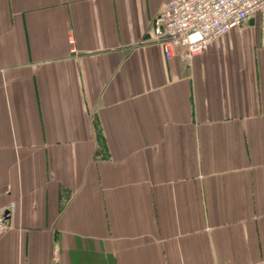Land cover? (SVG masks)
<instances>
[{
    "label": "crops",
    "instance_id": "crops-1",
    "mask_svg": "<svg viewBox=\"0 0 264 264\" xmlns=\"http://www.w3.org/2000/svg\"><path fill=\"white\" fill-rule=\"evenodd\" d=\"M164 1L0 0V264L264 261V12L185 63Z\"/></svg>",
    "mask_w": 264,
    "mask_h": 264
},
{
    "label": "built area",
    "instance_id": "built-area-1",
    "mask_svg": "<svg viewBox=\"0 0 264 264\" xmlns=\"http://www.w3.org/2000/svg\"><path fill=\"white\" fill-rule=\"evenodd\" d=\"M161 5L150 22L147 41L161 45L165 58L176 55L185 63L230 30L264 12V0H165ZM17 211L16 200L0 205V237L9 228L7 216ZM52 251L56 257L57 250Z\"/></svg>",
    "mask_w": 264,
    "mask_h": 264
}]
</instances>
